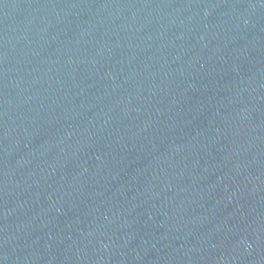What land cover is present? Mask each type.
Returning a JSON list of instances; mask_svg holds the SVG:
<instances>
[{
    "label": "water",
    "instance_id": "water-1",
    "mask_svg": "<svg viewBox=\"0 0 264 264\" xmlns=\"http://www.w3.org/2000/svg\"><path fill=\"white\" fill-rule=\"evenodd\" d=\"M0 264H264V0H0Z\"/></svg>",
    "mask_w": 264,
    "mask_h": 264
}]
</instances>
